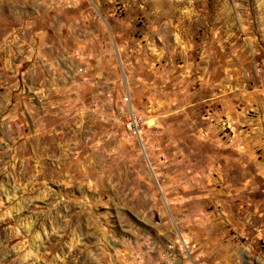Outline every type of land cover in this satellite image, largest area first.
I'll return each instance as SVG.
<instances>
[{"label":"rangeland","instance_id":"obj_1","mask_svg":"<svg viewBox=\"0 0 264 264\" xmlns=\"http://www.w3.org/2000/svg\"><path fill=\"white\" fill-rule=\"evenodd\" d=\"M0 264H264V0H0Z\"/></svg>","mask_w":264,"mask_h":264},{"label":"water","instance_id":"obj_2","mask_svg":"<svg viewBox=\"0 0 264 264\" xmlns=\"http://www.w3.org/2000/svg\"><path fill=\"white\" fill-rule=\"evenodd\" d=\"M142 151H143V154H144V156L146 157V159H147V161H148V163H149V159H148V157H147V154H146V151H145L143 145H142ZM149 170L151 171L153 177L156 179L155 174H154V171H153V168H152V166H151L150 163H149ZM162 196H163V195H162ZM163 200H164V202H165V198H164V197H163Z\"/></svg>","mask_w":264,"mask_h":264}]
</instances>
